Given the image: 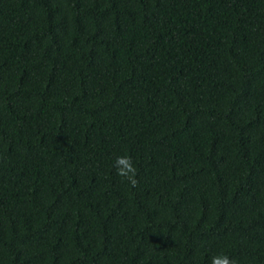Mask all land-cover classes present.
I'll return each mask as SVG.
<instances>
[{
    "label": "trees",
    "instance_id": "16d2710c",
    "mask_svg": "<svg viewBox=\"0 0 264 264\" xmlns=\"http://www.w3.org/2000/svg\"><path fill=\"white\" fill-rule=\"evenodd\" d=\"M216 255L264 264V0H0V264Z\"/></svg>",
    "mask_w": 264,
    "mask_h": 264
},
{
    "label": "clouds",
    "instance_id": "9594fccd",
    "mask_svg": "<svg viewBox=\"0 0 264 264\" xmlns=\"http://www.w3.org/2000/svg\"><path fill=\"white\" fill-rule=\"evenodd\" d=\"M116 172L120 177L126 178L127 181L133 186H137L138 180L136 179V168L128 156H121L116 160ZM210 264H237V262L227 255H216L211 257Z\"/></svg>",
    "mask_w": 264,
    "mask_h": 264
}]
</instances>
